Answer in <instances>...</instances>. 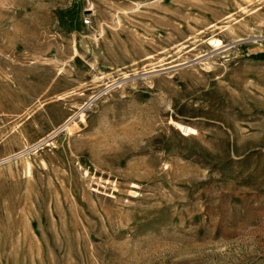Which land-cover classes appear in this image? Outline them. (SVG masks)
Listing matches in <instances>:
<instances>
[{
  "label": "rangeland",
  "instance_id": "obj_1",
  "mask_svg": "<svg viewBox=\"0 0 264 264\" xmlns=\"http://www.w3.org/2000/svg\"><path fill=\"white\" fill-rule=\"evenodd\" d=\"M0 264H264V0H0Z\"/></svg>",
  "mask_w": 264,
  "mask_h": 264
},
{
  "label": "built area",
  "instance_id": "obj_2",
  "mask_svg": "<svg viewBox=\"0 0 264 264\" xmlns=\"http://www.w3.org/2000/svg\"><path fill=\"white\" fill-rule=\"evenodd\" d=\"M86 22H89L90 20L89 19H85Z\"/></svg>",
  "mask_w": 264,
  "mask_h": 264
},
{
  "label": "bare ground",
  "instance_id": "obj_3",
  "mask_svg": "<svg viewBox=\"0 0 264 264\" xmlns=\"http://www.w3.org/2000/svg\"><path fill=\"white\" fill-rule=\"evenodd\" d=\"M216 41H217V39H216ZM218 42V41H217ZM193 131V130H192ZM195 132V131H194Z\"/></svg>",
  "mask_w": 264,
  "mask_h": 264
}]
</instances>
